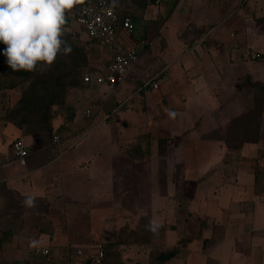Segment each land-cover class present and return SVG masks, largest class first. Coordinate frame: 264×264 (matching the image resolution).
<instances>
[{"label":"crops","instance_id":"crops-1","mask_svg":"<svg viewBox=\"0 0 264 264\" xmlns=\"http://www.w3.org/2000/svg\"><path fill=\"white\" fill-rule=\"evenodd\" d=\"M115 1L139 22L136 37L117 26L115 45L136 49L138 62L114 90L94 85L84 98V138L57 153L59 141L21 136L28 156L19 164L0 123V264H89L97 242L107 250L103 264H151L153 249L174 247L176 255L163 264H264V188L255 190L250 173L256 147L245 143L238 161L225 160L224 141L211 136L246 112L249 81L264 84V63L246 56L264 55V0H153L142 12L131 0ZM102 59L109 63L110 51L93 47L91 61ZM151 91H159L160 102ZM184 142L207 157L208 166L193 178L178 167L181 149L191 148ZM247 144L255 147L251 156L242 154ZM116 164L124 166L122 179L156 180L157 189L118 188ZM134 164L151 173L133 176ZM160 164L165 170L154 166ZM143 194L150 203L139 210L149 213L155 235L150 243L118 239L129 224L121 222L131 209L127 202ZM183 205L188 212L177 236ZM36 248H48V256Z\"/></svg>","mask_w":264,"mask_h":264},{"label":"rangeland","instance_id":"rangeland-1","mask_svg":"<svg viewBox=\"0 0 264 264\" xmlns=\"http://www.w3.org/2000/svg\"><path fill=\"white\" fill-rule=\"evenodd\" d=\"M153 2V1H152ZM185 2H182L178 10L185 11ZM74 9V6L70 9L69 12V18L67 19V24L64 25V35L63 39L68 40L69 42L73 43V47L71 48V52L67 55H59L56 62L48 67L47 69L41 68V73L43 76L41 77V83H38V85L30 88L32 85H34L35 78H28L27 80H22L19 77H16L15 75L8 74L3 70V67H8V65L5 63V58L3 55H0V123H2L5 127V135L8 138V145H11L12 142L16 140H20L21 136H31L33 139L41 140L43 142H48L54 139V137H57V141H59L58 146L56 148L57 153L61 151V149H64L67 145H73L78 140L84 138L86 135L85 130L82 129V120L86 122V118L82 116V101L87 96L88 93L91 94V91L94 90V86L92 84L89 85V87H83L80 84V81L82 80V76H84L86 73H89L93 71H97L98 73H102L107 66V60L102 59L99 60L96 63H93L91 61V55L93 53V47H99L97 43L93 41L87 40L85 31L77 25V23L74 20V14H72V10ZM132 24L136 27L131 31L126 33L128 35L137 36V29L139 22L135 19H131ZM120 27V26H118ZM117 27V28H118ZM117 37V36H116ZM118 38V37H117ZM138 38V37H137ZM4 47L3 44H0V50H2ZM109 54V52H108ZM85 59H88L86 62ZM250 62V61H249ZM257 62V61H254ZM109 64V63H108ZM95 65V66H93ZM76 66H79L78 69V76H73V80L76 83V86H72L71 88H68L69 91H66V93L63 95V101L61 102V88L62 85L65 84V80L70 79V76H72V69L76 68ZM10 68V67H8ZM47 70H51V73H53L52 77L53 79H57V84L59 87V90H56L55 92H51L49 89L47 91H44V87L46 84H50V77L51 74H46ZM91 70V71H89ZM68 77V78H67ZM92 86V87H91ZM98 88V86H95ZM29 95H35L37 93V96L41 98V101L38 103L31 102L30 98H28L25 103H23V99L28 93ZM248 92V91H247ZM250 92V91H249ZM262 104L259 108L258 114L255 116V121H253L251 124H246V127H249L250 130L253 128L260 130L258 132V135L264 138V89L262 91ZM153 100H160V94L159 91H151L148 95ZM253 96V93L251 97ZM252 100V99H251ZM251 100L247 101L246 109L248 110L251 106L252 102ZM160 102V101H159ZM71 109L74 111L73 115ZM246 110V111H247ZM80 112L79 115H76V113ZM3 115V116H2ZM2 118H4V122L2 121ZM244 121L246 119L244 118ZM80 125V127H79ZM51 128L52 133L50 135L51 139H45V130ZM41 131L38 133V131ZM17 132V137L14 134ZM114 135V139L118 140L117 132H113L112 136ZM32 139V140H33ZM235 140V139H234ZM187 143V142H184ZM189 144V143H187ZM154 145V144H153ZM191 147V145L189 144ZM183 148V147H182ZM12 150V148H11ZM199 152L201 149H197ZM184 157L183 162L181 165H178L179 168H185V171L190 173L188 178H193L196 173L198 172L197 169H202L206 166H208L204 160L207 158L205 157L203 153H200L198 156L196 153V149L193 147L186 149L184 152L183 149H181ZM255 152L254 145L247 144L245 146V149L243 150L242 154L246 155H252ZM171 154V153H170ZM121 164H116V168L118 169V172L121 170L120 167ZM156 168L159 167V169L166 168L165 165H154ZM230 166V165H228ZM128 168V165H127ZM165 168L163 170H165ZM132 175L133 176H142L144 177V174H150L151 168H149L147 165H144L142 168L140 164H134L131 166ZM155 171V170H154ZM152 171V173L154 172ZM160 172V171H159ZM118 175L124 176V172H119ZM153 175V174H152ZM123 177L118 178L116 183H118V188H124L126 185L130 184H136V190L139 192L140 190L144 189H157L155 187L156 180L153 181L151 179H122ZM164 181H158L157 183L160 185ZM264 188V183L261 181L259 183L255 184V190L258 191V189ZM248 189V187H245V190ZM254 188L252 187V190ZM250 191V189H249ZM118 206L121 207L124 202V196L119 195L116 196ZM149 200V201H147ZM129 205L127 207H130V212H127L128 217L126 220H121L122 223L129 222L131 227H135L136 229H139V218H146L149 217V213L146 211H140L139 209L144 207L146 204L150 203L149 196L142 195H136L135 197H132V199L127 202ZM37 210V209H36ZM178 217L175 221V234H179L177 236H180L182 233L181 231L176 228V225H182L184 223V214L188 212V209L186 206H181L180 209H178ZM17 212V211H16ZM13 213L12 215H17ZM195 217H191L188 219L187 222L193 221ZM150 220V219H149ZM132 221V222H131ZM134 229V230H136ZM173 233V237L171 239V242L173 241V238L176 236ZM37 244V242H35ZM98 243V242H97ZM95 244V243H94ZM94 244L91 246L93 247ZM103 244V242H102ZM34 245V244H33ZM38 245H41V243L38 242ZM37 249V248H36ZM35 250V249H34ZM84 261L87 262L84 258Z\"/></svg>","mask_w":264,"mask_h":264},{"label":"clouds","instance_id":"clouds-1","mask_svg":"<svg viewBox=\"0 0 264 264\" xmlns=\"http://www.w3.org/2000/svg\"><path fill=\"white\" fill-rule=\"evenodd\" d=\"M79 0H0V55L13 71L34 72L71 52L65 13ZM26 203L31 206L29 198Z\"/></svg>","mask_w":264,"mask_h":264},{"label":"trees","instance_id":"trees-1","mask_svg":"<svg viewBox=\"0 0 264 264\" xmlns=\"http://www.w3.org/2000/svg\"><path fill=\"white\" fill-rule=\"evenodd\" d=\"M81 0H79L80 2ZM121 2L126 3L127 5L129 4L128 1L129 0H120ZM153 0H131L132 4H136V5H140L141 12L142 10L145 9L147 3H152ZM118 2V1H117ZM76 5V4H75ZM75 8V6H74ZM123 8H122V4L121 3H117V9H116V14H117V19H118V24L117 26H123V20L125 18H128V14L127 13H122ZM125 14V15H124ZM67 20L65 25L67 24ZM117 29V27H116ZM88 42L90 41L89 39H87ZM66 41L67 45L70 46V48H74L73 47V43L69 42L68 40H64ZM85 61L87 62L88 59H85ZM111 61V60H110ZM78 69L79 66H76V68L72 69L71 73L72 76L68 75L70 77V79L65 80V84L62 85L61 88V102L64 100L63 99V95L66 93V91H69L68 88H71L72 86H76V83L73 80V76H78ZM3 70H5L6 73L8 74H12L15 75L16 77L21 78L22 80H27L28 78H35L34 81V85H32L30 88L34 87L35 85L37 86L38 83H41V77L43 76V74L41 73V68L38 69L37 71L34 72H26V71H13L11 68L8 67H3ZM93 71L86 73L85 75H96L99 74L97 71H95L94 69H92ZM51 70H47L46 74H50ZM53 73H51L49 75L50 77V84L52 86H50L49 84H46V86L44 87V91H47L48 89L53 93L56 90H59L58 84H57V79H53L52 77ZM84 75V76H85ZM84 76H82V80L80 81L81 86L83 87H89L88 83H85L83 78ZM68 78V77H67ZM251 87H253V96H252V104L249 107V109L242 115V117H236L232 120H230V122L228 123V128L226 129V131H224L223 133H220V135L216 136L217 133H212L211 136H214L213 138H218L220 140L224 141V144L226 146V148L228 149V153H226L225 155V160H227L228 158L232 160V158L235 157V159L237 160L240 155V150L242 148V145L245 143H249V144H254L256 147V152H255V156H253L250 159V173L253 175L254 178V185L256 183H259L260 181L262 183H264V138H262L261 136L258 135V132H260V130H257L255 128H253L252 130L249 129V127H246V124H251L253 121H255V116L254 115H259L258 111L259 108L262 104V91L264 89V84L255 82H248ZM31 95V94H30ZM29 95V91L28 93H26L24 99H23V103H25V101L28 100V98H30L31 102H35L38 103L39 101H41V98L39 96H37V93L35 95L30 96ZM65 96V95H64ZM72 114L74 113V111L71 109ZM3 116V115H2ZM244 118L246 119V121H244ZM2 120H4V118H2ZM41 131L39 130L38 133H40ZM52 133L51 128H48L45 130V135L46 138L45 139H51L50 135ZM235 139V140H234ZM163 142V141H162ZM238 161V160H237ZM227 163V162H226ZM223 168V164L220 165V168ZM138 223L140 224L139 229L135 228V227H131L129 226V224H126V226L122 227L121 229H119L117 232V238L121 239V238H125V239H129L132 240L131 242L135 243V242H151V237L152 235H155V228H153L150 225V220L148 217L146 218H139ZM136 229V230H134ZM145 244V243H144ZM150 246H153L152 243L150 244ZM177 247H174L170 250H166L163 252H160V250H155L153 249V251L151 252V256H150V263L151 264H163L165 263L167 260L171 259L172 257H174L177 253Z\"/></svg>","mask_w":264,"mask_h":264},{"label":"built area","instance_id":"built-area-1","mask_svg":"<svg viewBox=\"0 0 264 264\" xmlns=\"http://www.w3.org/2000/svg\"><path fill=\"white\" fill-rule=\"evenodd\" d=\"M160 0H155L158 4ZM117 2L115 0H81L75 5L74 20L81 29L85 31L87 39L107 48L111 53V61L107 64L102 73L96 75H85L83 80L89 85H106L109 89L114 90L118 85L123 83L138 62V53L134 48H119L115 45L116 27L118 24ZM123 27L131 32L133 24L129 18H125L122 23ZM250 60L264 63V55L259 52L250 51L246 53ZM153 89L157 88L155 82H148ZM57 142V137H54ZM12 152L16 162L25 163L28 156V149L21 140H16L11 144ZM106 247L102 243H95L87 254L89 264H103L106 257ZM35 253L47 257L48 248L35 249Z\"/></svg>","mask_w":264,"mask_h":264}]
</instances>
